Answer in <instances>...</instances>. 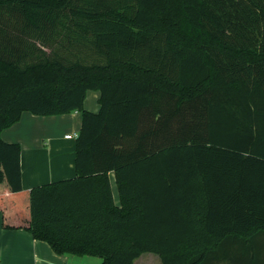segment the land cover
Here are the masks:
<instances>
[{
    "label": "trees",
    "instance_id": "1",
    "mask_svg": "<svg viewBox=\"0 0 264 264\" xmlns=\"http://www.w3.org/2000/svg\"><path fill=\"white\" fill-rule=\"evenodd\" d=\"M23 111L81 112L76 176L26 190L0 138L4 229L101 264H264V0H0V133Z\"/></svg>",
    "mask_w": 264,
    "mask_h": 264
},
{
    "label": "crops",
    "instance_id": "2",
    "mask_svg": "<svg viewBox=\"0 0 264 264\" xmlns=\"http://www.w3.org/2000/svg\"><path fill=\"white\" fill-rule=\"evenodd\" d=\"M100 90H88L84 100V109L98 113L101 110ZM212 97V96H210ZM201 101H205L201 99ZM199 110L205 109L200 105ZM203 112V111H202ZM204 113V112H203ZM253 116L248 118V123ZM209 114L198 117L195 126L198 133H212L215 127L208 124ZM152 120V125L155 124ZM170 115H167V122ZM167 128L166 123L164 124ZM82 127V114L73 111L60 115H36L23 111L18 122L1 131L0 138L7 143H18L21 147L22 185L26 190L40 185L72 179L76 176V137L65 138L69 134H79ZM169 129H181L182 125L169 124ZM255 128V127H254ZM112 187L115 176L109 173ZM113 196L115 192L113 187ZM231 264H249L250 252L240 244H229ZM146 254V253H145ZM153 254V253H152ZM154 256L156 254H153ZM156 260L161 264L158 255ZM70 255H59L45 242L35 240L31 233L23 230H7L2 227L0 211V264H69ZM159 259V260H158ZM226 264V263H221Z\"/></svg>",
    "mask_w": 264,
    "mask_h": 264
},
{
    "label": "rangeland",
    "instance_id": "3",
    "mask_svg": "<svg viewBox=\"0 0 264 264\" xmlns=\"http://www.w3.org/2000/svg\"><path fill=\"white\" fill-rule=\"evenodd\" d=\"M115 201L119 203L118 189L114 182ZM112 187V190H113ZM156 256V255H155ZM152 253H146L141 255L133 264H159ZM69 264H101V259L93 256H71ZM159 260V259H158Z\"/></svg>",
    "mask_w": 264,
    "mask_h": 264
},
{
    "label": "built area",
    "instance_id": "4",
    "mask_svg": "<svg viewBox=\"0 0 264 264\" xmlns=\"http://www.w3.org/2000/svg\"><path fill=\"white\" fill-rule=\"evenodd\" d=\"M71 137H76V138H77V137H78V135H77V134H72V135H71V134H69V135H66V137H65V138H71Z\"/></svg>",
    "mask_w": 264,
    "mask_h": 264
}]
</instances>
